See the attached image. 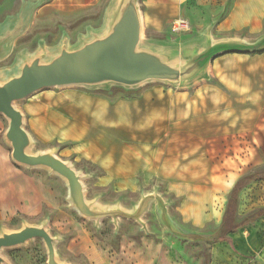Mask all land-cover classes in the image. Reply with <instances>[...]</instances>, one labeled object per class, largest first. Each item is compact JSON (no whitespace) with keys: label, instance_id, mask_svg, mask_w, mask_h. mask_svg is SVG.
Wrapping results in <instances>:
<instances>
[{"label":"crops","instance_id":"1","mask_svg":"<svg viewBox=\"0 0 264 264\" xmlns=\"http://www.w3.org/2000/svg\"><path fill=\"white\" fill-rule=\"evenodd\" d=\"M100 1L52 0L47 8L75 13ZM139 2L143 30L157 43L165 40L171 22L185 19L194 31L202 32L186 42L192 46L215 42V34L228 36L220 41L264 44V0H234L222 18L219 12L228 0ZM26 16L18 22L24 23ZM209 29L211 34L203 36ZM244 30L257 40L240 37ZM208 71L214 83L206 80L184 89L152 85L131 97L111 99L83 87L44 89L23 100L18 109L33 139L65 145V156L97 167L102 173L98 185L135 191L140 178L157 180L179 199L177 210L184 222L200 228L214 223L219 228L237 181L264 171V48L222 53ZM258 182L264 181L252 182L240 192V217L256 210L242 212L245 202L250 203L248 190ZM40 192L34 178L0 163V221L35 215L48 203ZM262 198L264 192L258 201L264 202ZM252 201L253 206L256 199ZM114 252L101 264H158L161 257L160 247L146 237L138 243L123 236Z\"/></svg>","mask_w":264,"mask_h":264},{"label":"rangeland","instance_id":"2","mask_svg":"<svg viewBox=\"0 0 264 264\" xmlns=\"http://www.w3.org/2000/svg\"><path fill=\"white\" fill-rule=\"evenodd\" d=\"M51 1L0 0V37L11 30L15 31L11 52L0 61V81L17 72L23 56L30 59L43 52L49 57L63 44L73 48L93 35L102 33L106 29L107 11L114 0H101L96 6L75 13L54 12L52 7L47 8ZM233 1L228 0L225 9L219 12L220 18L228 12ZM24 16V23L21 20L18 22V19ZM188 23V31L181 33H173L170 24L169 34L159 43L150 40L154 37L148 36L143 30L144 43L182 49L187 41L201 36L202 33L200 30L194 31L190 22ZM18 24L21 27H18ZM17 27L19 29L15 30ZM210 31L204 30L203 36L211 34ZM238 35L252 42L258 38L245 30ZM225 37L228 36L215 34L214 39L218 42ZM196 45L202 48L206 44L199 42ZM208 68L201 77L191 83L174 85L151 82L138 87L136 93L140 94L152 85L184 89L206 80L214 83ZM109 88L94 90L104 94L101 90ZM21 102L16 103L17 108ZM8 127V119L0 114V163H6L21 174L34 178L37 187L41 189V199H46L48 203L43 204L35 215H17L0 221V234L17 231L25 225L46 226L50 234L57 239L55 249L58 260L67 264L107 263L116 251L114 244L118 242L120 245L123 236L133 240L146 237L158 245L161 249L158 264H264V218L249 226L247 231L245 229V233L238 232L232 239L233 246L225 248L211 240L218 230L216 224L209 223L200 228L182 220L177 210L179 199L168 194L159 181L151 179L145 182L140 178V187L135 191H120L111 186H100L96 180L102 173L93 164L74 155L65 156V145L56 142L44 145L32 138L31 154L53 151L85 177L83 184L89 202L102 208L117 207L127 212H134L142 206V215L138 221L121 218L114 222L108 218L97 222L81 216L69 201L67 182L63 178L46 168H28L13 161L12 147L5 139ZM25 129L29 131L26 124ZM261 183L264 182H258L256 187L248 190L246 199L251 205L245 202L242 208L244 215L253 207L257 209L264 205V202L258 201L260 194L264 192V184L260 185ZM253 197L256 202L252 206ZM0 255L6 260L5 264H47L48 259L46 247L40 239L22 247L5 249Z\"/></svg>","mask_w":264,"mask_h":264},{"label":"water","instance_id":"3","mask_svg":"<svg viewBox=\"0 0 264 264\" xmlns=\"http://www.w3.org/2000/svg\"><path fill=\"white\" fill-rule=\"evenodd\" d=\"M19 29L18 27L15 30ZM15 31L0 37V61L11 52ZM202 48L185 44L164 47L145 44L139 0H116L106 17V29L68 48L63 44L51 56L39 53L30 59L23 56L17 72L0 81V114L9 121L5 133L12 147V159L28 168L43 167L67 182L69 201L83 217L97 222L121 218L139 220L142 206L134 212L121 208H102L86 199L83 175L58 157L53 151L31 154L32 137L25 129V116L16 107L44 89L83 87L101 89L122 86L136 89L147 83L162 82L185 85L201 77L218 55L225 52L260 50L264 44H246L233 41L204 42ZM36 239L43 241L47 250V264H67L57 258L55 242L46 226L25 225L13 232L0 234V254L5 249L25 246ZM6 260L0 255V264Z\"/></svg>","mask_w":264,"mask_h":264},{"label":"trees","instance_id":"4","mask_svg":"<svg viewBox=\"0 0 264 264\" xmlns=\"http://www.w3.org/2000/svg\"><path fill=\"white\" fill-rule=\"evenodd\" d=\"M109 98H114L118 95L124 97H131L133 94H137V89H127L122 86H111L109 89L101 90ZM264 181V171L254 172L241 177L235 184L233 190L229 195L228 204L223 216L221 226L216 231L214 237L211 239L213 243L215 242H227L232 245L231 235L244 229L257 220L264 217V207L256 209L252 213L248 214L244 218H241L238 213L239 208V194L240 192L252 182ZM138 243H140V237L134 238ZM233 246V245H232ZM114 249L119 250V244L116 242L114 244Z\"/></svg>","mask_w":264,"mask_h":264},{"label":"built area","instance_id":"5","mask_svg":"<svg viewBox=\"0 0 264 264\" xmlns=\"http://www.w3.org/2000/svg\"><path fill=\"white\" fill-rule=\"evenodd\" d=\"M189 23L185 19H177L171 23V30L173 33H181L188 31Z\"/></svg>","mask_w":264,"mask_h":264}]
</instances>
